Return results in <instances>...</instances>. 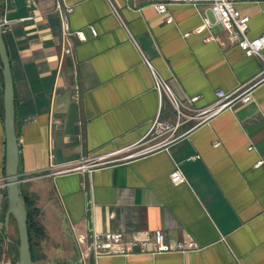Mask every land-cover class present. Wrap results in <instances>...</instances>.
Segmentation results:
<instances>
[{
  "label": "crops",
  "instance_id": "1",
  "mask_svg": "<svg viewBox=\"0 0 264 264\" xmlns=\"http://www.w3.org/2000/svg\"><path fill=\"white\" fill-rule=\"evenodd\" d=\"M61 1L62 11L56 0H0L19 171L34 207L75 243L94 232H121L134 240L162 230L171 246L189 240L200 246L103 255L91 258V264H264V80L257 78L264 49L262 56H247L222 26L205 41L208 31L195 32L205 6L173 5L159 14L147 0ZM67 7L73 11L65 13ZM237 8L250 17L248 36L262 37L264 0H242ZM64 20L87 37H70L69 55H64ZM148 61L181 101L199 96L181 119L171 102L161 99ZM1 66L0 61L4 227L13 217L6 209L7 187L1 185L7 156ZM251 86L250 102L196 117L216 101L217 90ZM136 147L153 149L91 172L54 173L86 157ZM259 161L263 165L256 167ZM177 166L186 179L182 183L171 179Z\"/></svg>",
  "mask_w": 264,
  "mask_h": 264
},
{
  "label": "built area",
  "instance_id": "2",
  "mask_svg": "<svg viewBox=\"0 0 264 264\" xmlns=\"http://www.w3.org/2000/svg\"><path fill=\"white\" fill-rule=\"evenodd\" d=\"M148 3L154 7L159 14H166L169 12V8L173 5H191L196 8L201 6L207 7L206 12L203 15L202 24L195 30L196 33L202 34L205 31L209 32V36L205 38V41H211L214 39L213 30L217 26H222L231 36L232 40L238 43L244 50L247 56H262V50L264 49V35L259 38L251 39L248 36L249 21L250 17L244 15L237 8V3L242 0H147ZM57 10H63L62 1L56 0ZM65 13H71L72 7H67ZM117 12V11H116ZM118 13V12H117ZM212 17L210 16V14ZM1 25L4 27L7 21L0 19ZM173 21L172 17L167 19L168 23ZM125 25V23H124ZM92 34L96 37L98 31L94 25L89 26ZM64 31V55L72 53V48L68 45L70 37H77L80 41H86L87 37L83 30H73L69 26L68 22L64 20L63 24ZM191 33H185V36H189ZM155 86L160 94L161 99L167 98L174 109L178 113L179 119H181L184 109L188 108L189 104H193L199 100V96L191 97L188 103L181 101L172 91L170 84L166 81L150 64ZM257 78L264 80V69L258 75ZM259 80V81H260ZM258 82V81H256ZM246 90L239 89L232 93H227L223 89L216 91V101L203 109L196 111L197 118H206L214 116L221 111L231 107L233 104L238 102L248 103L252 100L251 88ZM158 120V119H157ZM158 121H156L157 123ZM180 122L175 126L179 127ZM163 134H160L162 136ZM158 136V137H160ZM163 142L157 143L152 146H159ZM219 145V144H217ZM152 147L138 149L131 148L124 152H113L105 155H97L93 157H86L79 161L66 165L64 167L57 168L54 173H65V172H91L93 169L124 161L153 149ZM198 156L193 157L197 158ZM263 165V161L256 163V167ZM171 179L174 183H182L186 179L179 166L171 174ZM6 186V183L1 184ZM78 243L82 249L83 259L97 258L103 255L108 256H128L135 253H149L158 254L165 252H186L191 250L199 249L200 246L196 241L189 240L185 242H179L175 246H171L165 240V235L162 230H155L153 233L147 234L146 237L141 239L127 240L121 232H106V233H91L87 237L83 236L78 239Z\"/></svg>",
  "mask_w": 264,
  "mask_h": 264
},
{
  "label": "water",
  "instance_id": "3",
  "mask_svg": "<svg viewBox=\"0 0 264 264\" xmlns=\"http://www.w3.org/2000/svg\"><path fill=\"white\" fill-rule=\"evenodd\" d=\"M0 61L4 78V107H5V127L7 141L6 156V187L8 193L9 211L15 219L19 234V263L35 264L28 226V210L22 194L20 165V146L16 129L15 119V94L14 84L8 55L7 46L4 39V27L0 21Z\"/></svg>",
  "mask_w": 264,
  "mask_h": 264
},
{
  "label": "rangeland",
  "instance_id": "4",
  "mask_svg": "<svg viewBox=\"0 0 264 264\" xmlns=\"http://www.w3.org/2000/svg\"><path fill=\"white\" fill-rule=\"evenodd\" d=\"M156 131L157 135L160 136L161 127ZM37 219L44 228L46 236L42 238L35 237L34 250L37 258L35 264H91V258L83 259L79 243L67 239L66 234H62L60 229H56L59 226L54 224L50 215L42 212L39 213ZM0 228H2L0 231V264H18L19 250L18 256H16L11 246L14 243L19 244L15 219L12 218L11 225L6 224L4 227L2 225ZM68 235L70 237L69 233Z\"/></svg>",
  "mask_w": 264,
  "mask_h": 264
},
{
  "label": "trees",
  "instance_id": "5",
  "mask_svg": "<svg viewBox=\"0 0 264 264\" xmlns=\"http://www.w3.org/2000/svg\"><path fill=\"white\" fill-rule=\"evenodd\" d=\"M22 194L24 197V201L26 203V207L28 210V226H29V234H30V240H31V250L34 262H36L37 258L35 255L34 250V244H35V237L42 238L46 236V233L44 231V228L40 225V222L38 221L37 217L40 213L39 209L34 207L33 201L26 195L25 191L22 188ZM6 209H9V205L7 204ZM12 250L15 252V255L18 256V243L12 244Z\"/></svg>",
  "mask_w": 264,
  "mask_h": 264
}]
</instances>
